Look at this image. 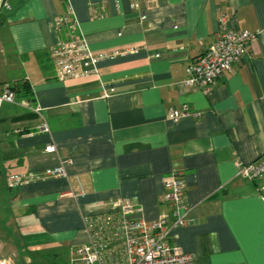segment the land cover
I'll list each match as a JSON object with an SVG mask.
<instances>
[{
  "label": "crops",
  "instance_id": "1",
  "mask_svg": "<svg viewBox=\"0 0 264 264\" xmlns=\"http://www.w3.org/2000/svg\"><path fill=\"white\" fill-rule=\"evenodd\" d=\"M5 1L0 94L20 88L0 107L5 228L71 250L88 241L84 216L120 197L147 220L171 219L164 177L178 171L192 221L170 241L194 253V264H264V191L237 176L238 162L264 156V0L224 1L230 27L257 35L209 94L186 79L217 37L220 0H69L89 46L119 52L78 80H60L50 56L64 38L65 0ZM184 106L190 113L178 122L168 117ZM51 144L56 151L47 152ZM68 160L67 177L8 185L10 174Z\"/></svg>",
  "mask_w": 264,
  "mask_h": 264
},
{
  "label": "built area",
  "instance_id": "2",
  "mask_svg": "<svg viewBox=\"0 0 264 264\" xmlns=\"http://www.w3.org/2000/svg\"><path fill=\"white\" fill-rule=\"evenodd\" d=\"M224 1L220 0V29L216 39L188 67L186 85L197 86L205 94H209L216 81L232 71L234 64L248 53L257 35L249 30L230 27L232 14L223 9ZM65 2L67 11L57 19L64 38L50 53L57 77L60 80H78L98 75L99 63L119 52L93 50L77 30L78 20L70 1ZM3 5L11 7L5 0H0V6ZM105 96L108 97L109 93ZM6 102H16V93L10 88H5L0 94V107ZM189 113L187 106L182 110L171 107L168 117L178 122ZM41 130L49 131L50 128L44 124ZM46 151L54 152L56 146L51 144ZM69 163L71 160L43 171L13 173L7 177V182L15 188L44 177H67L66 166ZM237 168V176L258 183L259 191H264V156L249 163L238 162ZM164 188V199L172 208L171 219L147 220L133 200L117 198L109 210L84 216L88 241L71 248L69 264H194V253L182 251L170 241L172 229L192 221L185 179L180 172L173 171L164 177ZM0 264L9 262L0 259Z\"/></svg>",
  "mask_w": 264,
  "mask_h": 264
},
{
  "label": "rangeland",
  "instance_id": "3",
  "mask_svg": "<svg viewBox=\"0 0 264 264\" xmlns=\"http://www.w3.org/2000/svg\"><path fill=\"white\" fill-rule=\"evenodd\" d=\"M70 258V249L55 245L50 238L8 230L0 220V259L9 264H69Z\"/></svg>",
  "mask_w": 264,
  "mask_h": 264
},
{
  "label": "trees",
  "instance_id": "4",
  "mask_svg": "<svg viewBox=\"0 0 264 264\" xmlns=\"http://www.w3.org/2000/svg\"><path fill=\"white\" fill-rule=\"evenodd\" d=\"M18 86L19 85H17V84H11L10 86H8L6 88L12 89L17 95V93L20 91V88H18ZM24 86H25V89H27V84L26 83L24 84Z\"/></svg>",
  "mask_w": 264,
  "mask_h": 264
}]
</instances>
